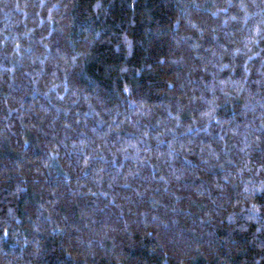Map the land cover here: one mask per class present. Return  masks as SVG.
I'll list each match as a JSON object with an SVG mask.
<instances>
[{"label":"trees","instance_id":"obj_1","mask_svg":"<svg viewBox=\"0 0 264 264\" xmlns=\"http://www.w3.org/2000/svg\"><path fill=\"white\" fill-rule=\"evenodd\" d=\"M0 264H264V0H0Z\"/></svg>","mask_w":264,"mask_h":264}]
</instances>
